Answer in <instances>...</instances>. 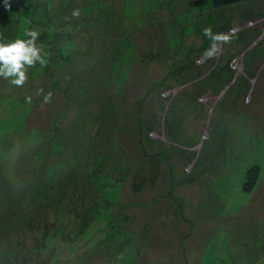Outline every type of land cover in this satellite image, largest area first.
Wrapping results in <instances>:
<instances>
[{"label":"rangeland","instance_id":"obj_1","mask_svg":"<svg viewBox=\"0 0 264 264\" xmlns=\"http://www.w3.org/2000/svg\"><path fill=\"white\" fill-rule=\"evenodd\" d=\"M7 7L0 264H264V0Z\"/></svg>","mask_w":264,"mask_h":264},{"label":"clouds","instance_id":"obj_2","mask_svg":"<svg viewBox=\"0 0 264 264\" xmlns=\"http://www.w3.org/2000/svg\"><path fill=\"white\" fill-rule=\"evenodd\" d=\"M29 35L33 39L28 42L30 45L28 47L25 46L22 40H16L15 43L9 44L8 46L0 45V65H2L0 66V76L5 79L18 77L11 81L17 86H22L26 81L25 71H21L23 68L21 62L23 61L24 64L31 66L35 61L41 60L38 50L32 46L37 37V33L31 32ZM204 35L209 37L213 42L211 48L204 53V56L207 58L214 57L218 54L219 42L227 43L230 40V37L225 34L213 35L210 27L204 29Z\"/></svg>","mask_w":264,"mask_h":264},{"label":"trees","instance_id":"obj_3","mask_svg":"<svg viewBox=\"0 0 264 264\" xmlns=\"http://www.w3.org/2000/svg\"><path fill=\"white\" fill-rule=\"evenodd\" d=\"M9 1L10 0H0V9L8 8L7 6H8ZM249 1H252V0H211V5L213 8H225V7H229L232 5H238V4L249 2ZM3 10H6V9H3ZM11 11H13L14 14L15 13L20 14L14 8H12ZM7 16H10V15H7ZM258 174H259L258 166H253L246 172V182L244 184V188L247 189V191H251L255 187L257 179H258Z\"/></svg>","mask_w":264,"mask_h":264}]
</instances>
